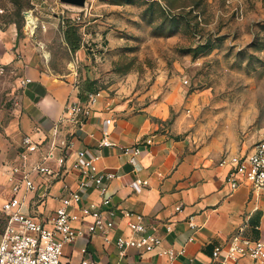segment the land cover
<instances>
[{
  "label": "rangeland",
  "instance_id": "rangeland-1",
  "mask_svg": "<svg viewBox=\"0 0 264 264\" xmlns=\"http://www.w3.org/2000/svg\"><path fill=\"white\" fill-rule=\"evenodd\" d=\"M30 61L116 106L166 102L162 123L181 118L197 145L233 154L264 140V0H0V110Z\"/></svg>",
  "mask_w": 264,
  "mask_h": 264
},
{
  "label": "crops",
  "instance_id": "crops-1",
  "mask_svg": "<svg viewBox=\"0 0 264 264\" xmlns=\"http://www.w3.org/2000/svg\"><path fill=\"white\" fill-rule=\"evenodd\" d=\"M77 53L81 58L82 49ZM21 74V78L29 77L31 82L21 88L15 105L0 110V239L7 223L3 206L12 194L10 176L18 179L25 168L41 163L52 170L46 176L31 173L35 188L27 194L23 207L26 214L52 227L62 198L78 189L81 176L72 166L78 150L87 149L89 154L103 155L98 161L100 170L117 175L106 180L118 213L117 223L108 235L109 241L103 234H95L67 244L64 261L169 264V257L156 251L141 253L130 248L121 252L115 243L116 236L131 234L123 219L124 210L171 224L172 231L166 232L162 225L158 234L163 237L160 249L172 248L176 252V264H219L212 255L214 248L227 242L241 226L246 235L264 240V191L243 184L231 192L226 182L230 164H222L230 154H224L220 147L197 145L183 132L181 118L165 126L162 120L168 115L166 102L135 111L110 104L102 96L80 127L61 122L67 101L81 96L73 77L54 73L32 61L21 68ZM105 130L118 145L140 146V156L132 161L130 155H120L118 149L100 148ZM70 134L74 135V146L67 151L64 142L72 137ZM61 156H66L64 164L58 161ZM14 168L19 171L13 172ZM137 177L148 180V184L132 185ZM92 200H100L96 190H90L78 205ZM178 205L181 210L176 209ZM79 206L70 207V212H78ZM91 221L87 218V223ZM191 222L196 224L195 229L191 228ZM242 264L252 263L245 259Z\"/></svg>",
  "mask_w": 264,
  "mask_h": 264
},
{
  "label": "built area",
  "instance_id": "built-area-1",
  "mask_svg": "<svg viewBox=\"0 0 264 264\" xmlns=\"http://www.w3.org/2000/svg\"><path fill=\"white\" fill-rule=\"evenodd\" d=\"M31 82L29 77L20 79L23 88ZM101 97V91L90 92L86 99L70 98L64 108L61 122H68L83 127L91 113L92 105ZM108 123L111 119L107 120ZM64 142L68 151L74 146V135ZM28 141V139H27ZM100 148L118 149L120 155H130L132 161L140 156V146H122L110 138L108 130L103 132L99 143ZM77 160L72 168L81 176L78 189L62 198V205L56 209L52 219V227H46L35 217L23 211L27 194L35 188L31 177L33 171L43 176L52 173L44 163L34 167H27L22 171L20 178L10 176L12 194L4 204L3 211L7 215V223L0 239V264H71L63 260L64 248L67 244L75 242L81 236L91 237L103 234L109 241V234L116 227L118 213L113 207L112 195L109 193L106 180L117 177L116 173L100 170L98 161L102 154H89L87 149L78 150ZM48 156L45 158V160ZM58 161L66 162V156H61ZM230 164L226 182L230 185L231 192L239 189L243 184L253 190L264 191V140L254 143L250 150L230 154L222 160V164ZM14 168L13 172H18ZM148 180L137 177L132 185L144 186ZM90 190H96L100 200H92L85 205L78 204L88 195ZM79 206L78 212L71 213L69 208ZM181 210V205L176 206ZM123 219L131 231L130 235L120 233L116 236L115 243L121 252L130 248L138 252H158L167 255L169 264H176V252L172 248H162L163 237L158 234L163 225L166 232L172 231L170 223H161L148 218L142 213L124 210ZM91 218V223H87ZM79 222V226L75 225ZM192 229L196 224L190 223ZM85 227V228H84ZM86 252V249H83ZM213 258L219 264H242L248 259L252 264H264V240L245 234V228L239 227L225 243L218 244L213 250ZM78 264H97L90 259H83Z\"/></svg>",
  "mask_w": 264,
  "mask_h": 264
},
{
  "label": "trees",
  "instance_id": "trees-1",
  "mask_svg": "<svg viewBox=\"0 0 264 264\" xmlns=\"http://www.w3.org/2000/svg\"><path fill=\"white\" fill-rule=\"evenodd\" d=\"M65 35H66V39L67 41L69 42L70 46H71V49L73 51H76L80 48V36L77 34L75 28L73 26H70L66 32H65ZM91 92H95V91H91ZM90 93V92H87L85 95H83L81 93V96L80 98L81 99H86L87 98V94Z\"/></svg>",
  "mask_w": 264,
  "mask_h": 264
},
{
  "label": "bare ground",
  "instance_id": "bare-ground-1",
  "mask_svg": "<svg viewBox=\"0 0 264 264\" xmlns=\"http://www.w3.org/2000/svg\"><path fill=\"white\" fill-rule=\"evenodd\" d=\"M27 21L30 26L31 32L34 31V26L37 24V22H36V18L31 12L27 13Z\"/></svg>",
  "mask_w": 264,
  "mask_h": 264
},
{
  "label": "water",
  "instance_id": "water-1",
  "mask_svg": "<svg viewBox=\"0 0 264 264\" xmlns=\"http://www.w3.org/2000/svg\"><path fill=\"white\" fill-rule=\"evenodd\" d=\"M64 3L76 5V6H85L87 0H61Z\"/></svg>",
  "mask_w": 264,
  "mask_h": 264
}]
</instances>
